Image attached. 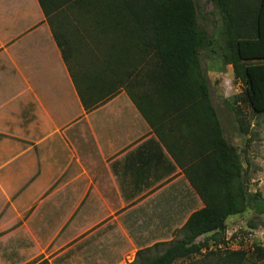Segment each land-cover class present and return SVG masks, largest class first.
<instances>
[{
	"label": "crops",
	"instance_id": "1",
	"mask_svg": "<svg viewBox=\"0 0 264 264\" xmlns=\"http://www.w3.org/2000/svg\"><path fill=\"white\" fill-rule=\"evenodd\" d=\"M153 119L193 155L192 130ZM158 132L126 91L86 110L39 1L0 0V264H129L174 240L204 202Z\"/></svg>",
	"mask_w": 264,
	"mask_h": 264
},
{
	"label": "trees",
	"instance_id": "2",
	"mask_svg": "<svg viewBox=\"0 0 264 264\" xmlns=\"http://www.w3.org/2000/svg\"><path fill=\"white\" fill-rule=\"evenodd\" d=\"M38 1L86 110L99 107L124 89L155 132L157 124L152 116H158L160 108L166 115H174L178 126H187L184 131L191 129L198 134L199 151L193 150L192 160L202 158L187 163L158 132L204 206L175 231L176 238H181L139 250L129 264H244V251H209L208 240L199 241L211 232L224 233L227 219L248 208L256 216L264 215V196L246 191L240 155L222 136L216 110L209 101L200 54L213 41L199 22L194 1ZM227 5V0H217L221 14L231 24ZM247 13L240 18L244 36L233 41L234 48L238 60L245 64L242 74L247 101L256 113H264V0H259L256 11ZM189 84H196L208 101L207 120H199ZM206 127L211 137L207 135L203 142L209 140V146L201 144L199 134ZM160 247L162 252L157 253ZM204 248L208 252L201 257ZM153 249L156 255H147ZM259 258L264 264V253ZM38 264L50 263L44 260Z\"/></svg>",
	"mask_w": 264,
	"mask_h": 264
},
{
	"label": "rangeland",
	"instance_id": "3",
	"mask_svg": "<svg viewBox=\"0 0 264 264\" xmlns=\"http://www.w3.org/2000/svg\"><path fill=\"white\" fill-rule=\"evenodd\" d=\"M193 1L199 22L213 41L211 44H207L200 54L202 69L208 85L209 101L216 110L222 136L229 145L236 148L240 155V161L244 167V178L247 179L246 191L261 192L264 196V113H256L247 101V84L242 74L245 64L238 60L233 42L238 36H244L240 27V18L248 15L247 11H256L259 0H227L226 16L231 24H227L221 14L217 0ZM29 6L32 5L29 4ZM229 37L232 38L231 42ZM188 86L191 92V103L196 107V111L200 112L199 120H205V118L207 120L208 101L196 84ZM122 91L125 90L120 92ZM157 113L158 116L153 115L152 119H159L161 123L169 121L177 129L179 121L175 120L174 115H166L160 108ZM185 128L187 126L183 127V129ZM199 134L202 140L201 144L209 146V140L206 143L203 141L207 135H211V130L206 127ZM193 135L197 139L196 132ZM199 142L197 139V144ZM169 144L177 152L176 155L179 159L200 161L202 158L198 156L192 160L193 155L191 158L188 155L180 154L171 141ZM164 145L168 150L166 144ZM193 147L191 151L195 149L199 151V144L196 147L193 145ZM168 152L171 154L169 150ZM171 155L175 159L174 154ZM226 223L227 229L224 233L216 235L215 232H211L201 237L199 241L205 242L207 239L209 251H219V253L227 250L244 251L247 256L244 264H261L259 255L264 253V215L256 216L255 212L248 208L242 213L230 216ZM212 235L216 236L213 238ZM181 237L182 235L177 238L175 236V240ZM162 249L163 247H160L157 253L162 252ZM206 252H208L207 248H204L201 257ZM147 255L153 257L156 252L153 249ZM38 262L39 260H36L29 264H38ZM178 263L182 264L183 261Z\"/></svg>",
	"mask_w": 264,
	"mask_h": 264
}]
</instances>
